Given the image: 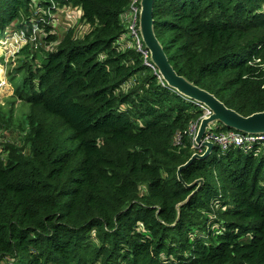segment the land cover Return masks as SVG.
<instances>
[{
    "label": "trees",
    "instance_id": "1",
    "mask_svg": "<svg viewBox=\"0 0 264 264\" xmlns=\"http://www.w3.org/2000/svg\"><path fill=\"white\" fill-rule=\"evenodd\" d=\"M132 2L0 0V33L43 8L80 9L88 28L26 61L28 130L0 152V264H264V143L214 145L179 176L206 152L190 133L206 112L145 65ZM153 20L179 76L264 113V0H156Z\"/></svg>",
    "mask_w": 264,
    "mask_h": 264
},
{
    "label": "rangeland",
    "instance_id": "2",
    "mask_svg": "<svg viewBox=\"0 0 264 264\" xmlns=\"http://www.w3.org/2000/svg\"><path fill=\"white\" fill-rule=\"evenodd\" d=\"M46 22L53 28L52 31L46 30L44 27ZM8 26L0 33V109L4 113H1L0 121L13 127V130H4L0 133V152L7 154L10 151L5 146L22 145L28 130L27 117L31 109L19 100L16 91L27 70L25 64L29 59V53L35 51L39 61L45 56L38 52L41 47L45 52L52 51V46L45 44L48 36L63 37L69 30L81 35L88 30L82 22V13L77 8L55 10L43 8L38 14L33 9L29 21L16 20ZM216 128L218 125H212L210 131Z\"/></svg>",
    "mask_w": 264,
    "mask_h": 264
},
{
    "label": "water",
    "instance_id": "3",
    "mask_svg": "<svg viewBox=\"0 0 264 264\" xmlns=\"http://www.w3.org/2000/svg\"><path fill=\"white\" fill-rule=\"evenodd\" d=\"M155 1L156 0H141L140 2V32L146 49L151 53V60L170 88L174 89L188 100L203 104L211 113L208 118H204L201 121L195 140L197 147L206 148V152L202 156L199 154L194 155L192 160L179 170L180 176L181 171L188 168L194 160H205L213 152L214 144L204 142L207 130L210 129L212 125H222L230 130L260 136L264 135V113L254 114L250 117H243L235 111L228 109L210 93L198 88L176 73L155 34L153 20ZM202 184L203 180H200L188 188L193 189L198 187L196 190L197 192ZM196 192H194L186 202H189Z\"/></svg>",
    "mask_w": 264,
    "mask_h": 264
},
{
    "label": "built area",
    "instance_id": "4",
    "mask_svg": "<svg viewBox=\"0 0 264 264\" xmlns=\"http://www.w3.org/2000/svg\"><path fill=\"white\" fill-rule=\"evenodd\" d=\"M141 2V0H133L132 6H131V20H130V32L131 36L134 39L136 43L137 50L142 54L144 58V63L147 67L153 69L158 74V79L162 85H164L165 81L163 77L159 74L156 66L151 60V53L149 50L146 49L145 43L143 41L141 32H140V7H137V5ZM193 102L198 107L205 110L206 115L210 116L211 113L208 111V109L201 103ZM205 118V117H204ZM200 122L194 125L191 130V136L193 137L195 147L198 150H202L203 148L197 147L196 145V137L199 130ZM204 142H210L214 145H218L221 147L223 151H226L228 149H239V150H250L252 148V145L255 143L262 142L264 143V135L255 136V135H249V134H243L237 131H229L227 133H221L218 134L216 130L210 131V129L207 130V133L204 138ZM201 152V151H200Z\"/></svg>",
    "mask_w": 264,
    "mask_h": 264
},
{
    "label": "bare ground",
    "instance_id": "5",
    "mask_svg": "<svg viewBox=\"0 0 264 264\" xmlns=\"http://www.w3.org/2000/svg\"><path fill=\"white\" fill-rule=\"evenodd\" d=\"M200 122V121H199ZM192 127V126H191ZM219 127V126H218ZM191 137V136H190ZM205 150V149H204ZM214 150H215V147H214Z\"/></svg>",
    "mask_w": 264,
    "mask_h": 264
}]
</instances>
